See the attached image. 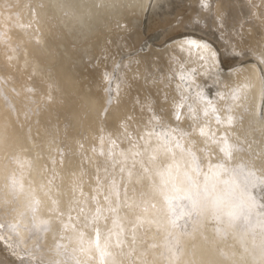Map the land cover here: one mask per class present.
<instances>
[{
	"label": "bare ground",
	"instance_id": "6f19581e",
	"mask_svg": "<svg viewBox=\"0 0 264 264\" xmlns=\"http://www.w3.org/2000/svg\"><path fill=\"white\" fill-rule=\"evenodd\" d=\"M149 1L150 0H0V22L3 25L1 26L0 24L1 26L0 28L3 29L4 32L3 34L5 35L3 38L0 39V62L4 64V67L2 66L3 68L0 67V73L5 78L4 79L2 77L3 82L7 83V85H5L6 87L4 85L3 86L5 87L6 90L5 93H8L11 99H13V103H14V97L12 92L15 93V91L17 92V90H14L12 83L16 84L22 89L21 90L22 93L19 94L20 100L18 99L19 102L21 103L19 110L14 109L13 105L11 104L12 101L7 96L8 94L5 95L3 91L0 89V203H3V207H0V224L5 225L4 228L0 229V264H15L11 256L7 255V253L11 252L12 250L5 249L2 247V245L4 244L2 242L6 240L5 234H9L8 237L11 235L10 236L11 244H13L14 242H19V244H21V246L24 248L26 252L24 256L30 255L31 257H33L32 259L35 261L33 262V264L35 263L53 264V262L54 264H65V263L67 264L68 262H66L64 258L69 257L70 255H68L67 252L66 253L64 252V254L65 255L67 254V256L61 258L59 257V255H55L56 248L54 249L55 253L52 252L53 251L52 247L54 246L57 247V249H59L58 248L59 245H64L68 240L72 241V238H70L71 237L70 234L76 237L77 233L81 231L83 232L84 229H88V228H84L81 224L78 223L77 226L72 227L67 231L65 230L66 235L64 237L67 238L70 236L69 237L70 239L69 238L68 240L66 239L64 240L62 238H61L62 240L58 239L60 242L58 245H55L54 243L56 237L55 235L60 229L59 225L63 223L65 220L63 221V219H61L56 222L54 220V217H57V215L53 216L54 212L58 214V212L60 211L58 207L60 205H64L65 209H67L68 207H70V209L71 208L79 209L81 206L85 204L86 199L89 200V203L92 199L94 200L93 197L94 192L99 195L97 196L100 199V201L104 202L99 205L102 209H105L107 205L110 204V203L108 204V202H106L105 199L101 198L103 196L104 197L106 196L105 192H107V196L109 197V200L112 199L111 201H113L115 200V197L117 198V196L112 193L114 184L113 186L104 185L105 186L103 188L104 190L99 188L98 190H96L97 186L95 185L96 183L93 177L95 176L96 171L104 175L105 172H107L106 169L104 171H102V169L100 168L99 169L97 168L98 170H95L97 167V166L95 168L93 167L95 166V164L93 165L92 163L93 166L90 165L89 160L87 161L89 163H87L86 161H84L86 162L85 164L84 162L81 163L79 159L77 158L75 159L77 155L73 156L77 162L75 164L71 162L72 159L70 153L72 151V141H73L72 137L75 135L74 128L77 132H79L78 129H80V127L78 122L80 121L83 122V125H85L84 127L92 126L95 128L97 123L96 121L97 118L95 119V123L93 122V118L96 117L95 113L93 115V112H96V110L94 108H88L90 102L88 104L86 103L87 100H89L90 96H87V93L82 95L83 100H85L83 102L84 104H82L81 102L79 103L80 101V100L78 101L79 97L78 99H76L79 93H77L76 96L74 95L73 97L71 96V92L75 91L76 88L74 89V87L78 85L77 82L79 81L78 79L81 75L78 72V69L73 68L74 66H72L71 64L74 63L75 61L77 63H81L82 56L84 54L88 56L89 55L88 52L92 48L97 50V52L94 54L96 56V54L99 53L101 50L100 47L103 48L101 45V43L104 42L103 32L111 28L113 30V26L116 27V25L118 26L120 25L119 27H122L123 23L124 24L126 23L123 26V29L129 28L128 22L134 18L138 19V17L142 16L143 12L149 6L148 5ZM166 1L168 0H156L155 7L157 6L156 9L158 11V14L161 15L160 6L164 4V2ZM196 1L199 2V0ZM196 4L199 5L198 3ZM190 5L193 6L192 3H190ZM192 6H190V8H192ZM192 9L193 12H196L194 11L195 10L194 8ZM222 9H223V4H220L218 8L216 6V9H212V11L206 13L205 15L210 16L212 21L214 19V18L212 19V17L215 16L220 17L222 14H224ZM193 12L191 13L192 16L196 17L194 14H198V13L196 12L193 14ZM43 22L48 24V30H51V35L54 37L55 40L58 39L56 40L58 42H51L49 36L48 38L46 37V32L44 30ZM251 29L254 32L255 29L253 26H251ZM139 31L138 33H140ZM246 32L247 35H249L248 33H250L251 31L250 32L246 31ZM84 34H87L86 42H89L88 45H92L93 47H89L86 45L87 47L85 46L86 48H84V52L80 54L79 52H77L78 50L76 48L75 49L77 51L73 48L74 45L71 46L74 49L73 50L70 47V44L76 43L77 46L75 45V47H78L79 46L78 42H83L80 36L81 35L84 36ZM135 35H136L135 37L138 36L136 33ZM187 35H190V33H188ZM201 36L197 38L191 35V38L198 42L209 45L211 51H213V49H215L213 44H211L208 41H205L206 39L202 40ZM184 38L185 39L173 43L175 44L174 46L176 47V49H178V51L184 49L188 51L187 59L188 61L192 62L190 67L193 68L192 66L195 65L196 70L202 73L206 72V67L207 68L209 67L208 69L211 70L212 67H210V64L209 63L206 64L204 62L205 59H207L206 53L197 47H188L187 45H185L184 41L187 39L185 35ZM243 38L246 37H242L241 40ZM6 39L9 40L10 42L4 43V40ZM114 39H115L114 41L116 42V38ZM133 39L135 40L136 38ZM241 40L239 41L240 43ZM135 41H137V39ZM56 46H58L60 50ZM164 52L165 50H163V53ZM202 57H204V59H202ZM114 62L117 63L116 60H114ZM115 63L113 65H115ZM128 66L131 71L127 72L128 70L127 71H125V69L122 70L124 71L122 78L126 77L130 79L129 82L130 81L133 82L134 80V85L137 86V88L139 89L141 82L140 81L137 82L138 80L137 74L139 73L138 69H140L141 67L140 63L138 61H133L132 63H128ZM182 67H184V65ZM181 69L183 70V68ZM143 70L145 71L146 69ZM210 70H208V72ZM183 71L189 72L190 70L189 71L183 70ZM107 75L108 73L105 76L107 77ZM105 76H103L102 78H104ZM110 76L111 74H109V78L111 79ZM235 78L236 81L233 86L231 84H226L227 87L229 86L231 94L233 92L231 88L233 87L235 89L238 87L241 88L239 99L236 101H233V99H231L230 102L231 104H229V107L231 105V115L234 117L235 122L231 126L228 125L222 126L218 124L216 120L215 123H213L214 122L213 119L214 117H213L212 118L213 122L211 121L213 125L215 124L214 127L211 128L213 131L212 130L210 131L209 129L212 126L211 124L207 130L209 131V133H215V135H217L216 137H222L224 135H227L229 137L230 143H235L236 140H239L241 142L244 148V152L242 153V156L246 161L247 166L239 174L241 189L238 190L237 194L239 193V191L242 190L245 196L251 197V204H252L251 211L246 212L244 215L240 216L239 219L231 220V221L227 217H221L220 219L209 218V216L207 215L201 216L198 213H194L190 211L187 200L182 197L173 200L172 208L170 209L168 204L163 200V198L159 194H156L152 191V186L154 184H160L161 182L160 177L157 176L155 173L157 170H163V168H166L171 165L172 173H173L172 177L175 176L176 178V176L178 175L177 180H179L182 178V173L192 168V165L190 163V159L186 156V153H182L179 148H176L175 143H173L174 147L172 146L174 150H172L171 152L163 151V149L159 147L160 145L159 146L157 145L155 136L165 140H167L165 138L167 136L164 135L165 136L164 137L163 134L159 132L154 136V138L153 136L147 138L148 142L146 143V147L140 149L141 156L139 159L134 152L135 150H132V153H134L133 155L128 153V157L131 155L133 160L135 161L134 163L136 164L135 166L133 167L130 166L131 165L130 163L133 161L132 158H130L131 161L130 160L126 161L123 158L122 160L126 161V162L123 161L124 163L121 161V164H124V169H123L124 174L122 173L123 175L126 174L127 172L126 170H131L133 168L131 173L132 177H130L128 174V178L130 179L132 178V179L131 181H129L130 183H127L128 185H126L125 190L123 189L126 192V197H124L123 199H125L126 201L129 200V202L132 203L131 204L126 203V211L128 212L127 221L118 223L116 226H114L113 220H110L109 221L110 224L108 222L107 226H104L103 224V221L105 219L102 221V223H100L101 226L99 225V227L101 228V232H103V230L106 229L107 231L108 229L110 231V233L106 231L109 234L106 235V232H104V234L102 235L101 245L102 246L105 244L107 245V251L111 253V258H105V260L101 262L99 259V253L95 249H93L90 251L89 254H93L94 258H97V264H264V188H263L264 187V166H263L264 121H260L257 118L258 117L257 114L261 113L262 111H263L262 114H264V104L261 107L258 106L260 102L264 103L263 102L264 65L261 66L258 62H254V63L252 62V64L250 65L248 64V66H245L243 68L238 67L235 69ZM166 79H168V77ZM2 80L0 81L1 83ZM144 80L147 81V79ZM120 82L118 81L117 85ZM184 82L187 87V85L189 84L188 81H184ZM1 83L0 86L2 85ZM120 88L114 91V99H113L114 104L111 107L114 113L111 111L107 116V117L111 116L114 119L116 118L115 123L117 124L119 123L120 120L121 121L127 120L125 119L127 117L126 116L127 111L128 113H130L129 115L133 114L134 112L132 110L134 108L131 106V104H129L128 100L122 99L125 95L122 92H120ZM209 88H212V86L209 85ZM35 90L39 93V98L32 99L34 100V103L32 105L33 111L30 109V104H28L27 108H29V111L25 113L23 107L26 106V101H31L30 99L32 96L30 94L31 93L33 94ZM209 91L210 90L208 89V92ZM225 95H227V93H225ZM45 98H49L48 100L50 102L47 103V100H45ZM215 99L217 100V98ZM92 101L95 102V100ZM97 102L98 101H96V103ZM93 103L91 104L93 105ZM96 103L94 105H96ZM104 104H105L104 102H98L99 105L98 107H102ZM38 107H40V111L43 113V119H41V124H40V126H43V129L36 131L34 129V125L36 123L37 118L41 116L38 112H34V110ZM220 107L221 106L218 107L217 111H219ZM225 110L226 111L228 110L227 107H225ZM57 111H59L58 114ZM83 113H87L85 117L83 116L85 115ZM226 113H228V111ZM114 114L115 116L117 114L118 117L117 116L114 117L113 116ZM62 115H65V118ZM225 116L226 115L222 117L225 118ZM62 118L65 119V122H63L64 126H66L65 129L63 125L55 123L57 121L60 122V119ZM141 119L140 121L142 122ZM184 121H185V125L183 126V129L175 128L172 130L173 131L175 130L176 133L181 132V129L190 130L191 126L186 124L187 120ZM151 122H155V121H151ZM161 122L163 121L161 120ZM165 122L163 123L165 124ZM72 123L73 125H71ZM124 123L126 122L124 121ZM196 123L197 122H195V124ZM192 125L194 126V124ZM121 127L123 126L122 125L119 126V128ZM131 127L132 126L128 128V131H131L130 130ZM188 127H190V129H188ZM203 127L207 128L205 126ZM197 128L198 127L196 128L194 127L195 130H197ZM59 129L61 134L66 129H68L69 137L66 138V140H64L63 137L61 136V140L63 142H61L60 140L53 141L52 142L54 144L53 147L46 146L45 141L54 140L55 137H57L56 133L58 135L60 134L58 133ZM108 131H110V129ZM70 132L72 133L71 135ZM98 132L101 133V131ZM134 132L135 134L133 135H136V131ZM102 134H104L103 131ZM172 134L171 137H176V135H172ZM188 134L190 135V133ZM33 136L37 139V141H35ZM188 137L186 140L185 138L183 139L184 145L183 144L182 145L184 146L185 149H188L190 147L193 152L198 154L196 148L192 144L193 141L192 140L190 141V139L191 138L193 139L194 136L193 137L190 136V138ZM116 138H118V136ZM151 139H154L155 141ZM194 139H196V136ZM199 139L201 141L203 140L202 143L206 141L207 144V140L211 142L208 137L200 136ZM103 140L104 139L98 142L100 147H104ZM175 140L178 141L177 138ZM62 143L66 144L67 151L68 148L70 150L68 154L67 152L65 153L64 151V153L67 154L68 156L67 158L65 157L63 159L64 162L58 163V161L61 160L60 157L61 155L57 151L61 148ZM105 145L107 146V144ZM194 145H198V144L194 143ZM210 145L211 146L209 150L212 153L209 154L207 152L203 155H201L200 153L201 157L204 158L202 159V161L206 162L205 164H203V166H201V163L199 162V167H200L199 180L201 183L203 182V178L205 175H208L209 179L211 180L212 172L215 171L216 166L220 162L217 157L223 156V153L219 152V148L215 144L211 143ZM33 146L35 148H33ZM199 146L201 148V145ZM205 148L208 150L207 147ZM123 149L125 150V147ZM61 151L63 150H60V153ZM213 151L215 152L213 153ZM88 152L91 154L92 150L88 149ZM79 154L81 157L82 153ZM124 154L123 157H125ZM144 154L147 157L142 159V157H144L143 156ZM58 155H60L59 160H58L59 158ZM83 155L85 154L83 153ZM181 155H184L186 157V160L188 161L187 163L180 159ZM153 156H159L158 157L159 161H157L158 159H156L157 158L156 157L155 158L156 162L152 164L151 157ZM52 157L55 158V161L57 162L56 166L55 164L53 165L52 163V159H53ZM119 157H121V155H119ZM128 157L127 159H129ZM100 159L102 158L99 157V160ZM112 161L115 162L116 159ZM79 162L81 163L80 165H84V166L83 167L81 166L79 168L78 167ZM34 164L36 165L35 166L36 168H33ZM145 164L151 165V166L147 165L151 168L149 170L151 172V175H147L145 173L144 170L146 167L145 168L143 167ZM177 165L179 166V170H177ZM53 168L54 169L56 168V170L61 173L60 177H62L60 178L59 182L55 178L56 181L55 183H58L57 185H59L60 187L58 188V190H56L57 193H54L55 188L53 189L50 186L51 184L54 183V179L53 181L51 180L52 182H49L50 179H48L47 184L50 185L48 186L44 184L46 185L45 187H43L44 190L41 191L39 195L38 194L36 195L34 190V185L36 183L42 184L44 181L41 182L40 180L42 179L45 180L46 176L49 175L50 170H52ZM57 171L55 174H57L58 176L59 173H57ZM114 171L116 172V170ZM77 174H81L82 177V180L81 182L78 183V185L81 183L82 186L90 193L89 194L90 196L86 194L87 196L83 197V199L81 200L80 197L76 196L77 191L80 190L75 191L76 190L75 189L74 191L76 192V194H74V196H76V199L70 198L71 200L68 203L69 201L68 197L71 195L70 186L73 183L74 177ZM122 174L119 175L121 176ZM55 176L56 175H54V177ZM123 177L124 176H122V178ZM126 177L125 179L128 180ZM122 178L120 179V181L122 180ZM172 179H174V177ZM13 181L17 182V187L15 189L13 188L12 185ZM113 182L115 181L113 180ZM113 182H110V184ZM117 182L118 180L116 181V185L119 184V182L118 184ZM125 182L126 181L120 182V184H122L121 185L122 187L125 186ZM178 186L182 189L181 185ZM74 187L77 188L76 185H74ZM117 187L120 188V185ZM50 189H52V191ZM218 191H219V186H218ZM123 194L121 195V197H123ZM219 194L227 198L229 192L225 189L223 191H220ZM78 196H79V192H78ZM33 197L34 199H36V197H40L41 199L44 200L39 210L36 211V213L33 212V215L30 216L29 211L33 208L32 205ZM139 200H141L142 205L147 204V206H143L146 208L143 209L141 208L142 205L141 206L139 205L140 203ZM53 201H55L56 203L53 204ZM87 202L88 201H86V203ZM79 203L80 206H78ZM58 215H60V213ZM67 217L68 216H66L65 218ZM108 219H112V218H108ZM20 220H22V222H20L21 225L18 228L17 224H20L18 222ZM173 220H175V225L172 224ZM8 221H10V225H16L15 231H13L11 228L8 227L7 224ZM42 221L48 222L50 226L49 231L40 233L39 229H34L33 224L35 223L39 225ZM157 231H161V232L157 233ZM17 232L20 234V237L15 238V233ZM85 235H88L87 237L91 238L93 236L92 230L89 229L87 234ZM117 241H119V243H117ZM64 246H63V251H64ZM70 246L74 247L75 249H78L77 247H79V244L77 242V239L74 238V242L72 243L70 242ZM71 247L69 248L73 249ZM17 248H19V246ZM42 249L46 250V254L41 255ZM14 250L15 249H13V251ZM63 251L61 249L60 251L62 252L61 254H63ZM79 251L75 250L74 252H76V254L80 257L81 255H79ZM18 254L19 253H17V255ZM58 258L62 259L65 262L62 261L63 263H57L55 260ZM80 260H81L80 261L81 264H93L90 261L91 259L89 260L90 261L89 262L88 260H86L85 257ZM85 261L86 262L88 261V263H83ZM16 262L17 264H24L23 262L25 261H23L22 263L20 262L18 263V261L16 260Z\"/></svg>",
	"mask_w": 264,
	"mask_h": 264
},
{
	"label": "rangeland",
	"instance_id": "374dc122",
	"mask_svg": "<svg viewBox=\"0 0 264 264\" xmlns=\"http://www.w3.org/2000/svg\"><path fill=\"white\" fill-rule=\"evenodd\" d=\"M188 1H190V2H188ZM192 1H194V2H192ZM192 1L191 0H180V1H178V0L177 1L176 0H168V1L164 2V4H162L160 6V11H161V15H163L166 18V20L162 22L160 20L161 15L160 14H156L155 15V13H154V7H155L156 0H150L149 3H148L149 6L143 12L142 16L138 17V19L130 20L131 22H128L130 24V25L128 24L129 28L123 29V26L126 24V23L125 24L123 23L122 27H119L120 25L119 26L116 25V27L113 26V30L111 28V29L105 30V32H103L104 36H103V34H102V36H103L104 42L101 43L103 48L100 47L101 50H100L99 53L96 54V56L93 55L91 57V56H89V55L87 56L85 54L82 56V62L84 63V68H82V73H80V71L78 70V72L81 74L79 79H78L79 81L77 82L78 85H76L78 87H76V86L74 87V89L75 88L76 89H75V91L71 92V96L72 97H73V95L76 96L77 93H79L77 95V98L76 97L75 98L78 99V97H79L78 101L80 100L79 103L81 102L82 104H84L83 102L85 101V100H83V98H82L83 96L82 95L87 93V96H90L89 100H87L86 103L88 104L90 102L89 103L90 105H88V108H94L96 110V112H93V115L95 113V116H96V117L93 116L94 117L93 118V122L95 123V119L97 118L96 119L97 123H96V127L94 128L92 126L91 127H87V126L84 127L85 125H83L82 121L78 122L80 129H78L79 132H77L75 130V128H74L75 135L72 137V140H73L72 141V151H71L70 155H71V159H72L71 162L74 163V164L77 162L75 160L76 158L79 159L81 163H83L84 161L87 162L89 160L90 165H92V163H93V165L95 164V166L92 165L94 168L97 166L95 170H98L100 168V169H102V171H104L105 169H106L107 172L109 171L108 173L105 172L104 175L101 174V173H98L96 171V174L94 176L95 178L93 177V179H95V183H96L95 185L97 186L96 190H98V188L104 190L103 188L105 186H107V185L108 186L109 185L113 186V184H114V186L116 187V190L119 192V195L118 196L116 195L117 198L115 197V200L111 201L112 200L111 199V200L107 201L108 204L109 203L110 204L107 205V207L104 209V211H105L104 212V219L106 220V221L104 219H103L104 221L102 220L104 226H107L108 222L110 220L116 219L117 217H118V223L127 221L128 212L126 211V203L131 204L132 202H129V200L126 201L123 198L126 197V192L124 191L125 188H126V185H128L127 183H130L129 181H131V179H132V178L131 179L128 178V174H129V172L132 173V169H133L132 167L136 165V164H134L135 161L133 160V158L131 156V155L134 154V153H132V150H135L134 152H135V154L137 155V157L139 159L140 156H141V154H140L141 150L140 149L143 148V147H146V143L148 142V139H147L148 137H152L153 136V138H154V136L160 132L161 134H163V136L166 135L167 137H165V136L164 137L168 140L169 139V135L168 134L169 133L172 134L175 131V130L173 131L172 129H175V128H182L183 129V126L185 125V121L184 120H187L186 124L190 125L191 129H190V127H188V129H190V130H182L181 129L182 133L181 132L176 133V131H175L174 133H176V134L173 133L172 135H176V137H174V138L175 139L177 138L178 141H180L182 144H183V139L184 138H185V140L187 139V137L189 135L188 133H190L188 138H190V136L191 137L194 136V138H195V136H196V139L193 138L196 141H194L192 138L190 139V141L191 140L193 141L192 144L196 148L197 153H198L196 155L199 156V157L198 156L197 157L199 158V162L201 163V166H203V164H205L206 162L202 161V159H204V158L201 157V155H203V154H205L207 152L209 154L212 153L209 150V148L211 146L210 145L211 142H209V140H207V144H206V141L204 143H202L203 140L201 141L199 139L200 135L198 136V133H199L198 129H200V125H201V127H203V126L207 127L206 128V130H207L208 127H210V124H211L212 126L209 128L210 131H211L212 130L211 128L214 127V125H215V124L213 125V123H215L216 119L213 118V115L211 113H209V115L210 114L211 115L210 116L208 115L207 117H205L203 115V113H202L203 105H201L197 101V97H196L195 94L197 92H202V91L205 94H209L210 96L208 95V97H209V99L211 97L213 98V99L211 98V100L213 101L214 105L215 106L216 105L217 106L218 105L221 106L219 108V111L220 110L221 111L220 112L217 111V112H218L219 115L223 114V115H220V117L222 119V118H224L222 116L229 114V112L226 113L228 110L226 111L225 107H227V109L231 108V105L229 107V104H231L230 102H231V99H232L231 98L232 94H231V91L229 89V86L227 87L226 84H231L232 86L235 84V81H236L235 69L238 68V67H242L243 68L245 66H248V64L250 65V64H252V62L253 63L254 62H258L261 66L264 65V25H263L264 24L263 23L264 22V6H263L264 5L263 4L264 1H262V0H258V1H256V0H246V1L242 0L243 1L242 2V1L238 0V2H237V0H236V2H235V0H227L228 1L227 7H226V5L223 4V9L224 10L222 9V11L224 12V14H222L220 17H218V16L212 17V19L214 18L212 20V23H213L212 26H208V24L205 23V21H206L205 20V18H206L205 14L209 13L210 11H212V9H216V6L218 8L220 6V4H218L216 2V0H208V8L205 10V9L201 8L200 0H199V2L196 1V0H192ZM241 2H242V4H241ZM190 3H192L193 6L190 5ZM194 3L195 4L198 3L199 5H197V4L195 5ZM261 4H263V5H261ZM255 5H256L257 9H256ZM190 6H192V8L195 9L194 11H196L198 14H194L196 12H193V9L190 8ZM196 6H198V7H196ZM226 8H227L228 12H227ZM191 11L196 16V19L201 22V26L200 27H196L194 24H192L190 22V19L192 17H194V16H192V14H191L192 12ZM234 12L237 13L239 18H237L235 21H233L227 27V23H226V19L228 18L227 14L234 13ZM134 21H135L136 24L134 23ZM43 23H44V30L46 32V37L48 38V36H49L51 42H58V41H56L58 39L55 40L54 37L51 35V30H48V24L45 23V22H43ZM255 23H256V25H255ZM0 24H1V26H3L1 22H0ZM252 24L255 25L254 29L257 28V31L254 30V32H253V30L251 29ZM260 24H261V26H260ZM138 26H140V27H138ZM247 28H248V30H247ZM121 31H123V32H121ZM138 31L140 33H138ZM246 31H248V32L251 31V32L248 33L249 35H247ZM3 33H4L3 29L0 28V39L5 36ZM135 33L139 36V37L137 36L138 38L135 37L136 36ZM188 33H190V35H187ZM240 34H241V37H240ZM251 34H252V36H251ZM184 35L186 36V38L191 37V35L194 36V37L199 38L202 35L201 36L202 40L206 39L205 41H208L211 44H213V46L215 48V49H213V51L217 52L216 54H218V56H216L217 57L216 66L214 67V66H212L211 63H209L210 67H212V68L210 70V69H208L209 67L208 68L206 67V72L205 73H202V72L196 70V66L195 65H193L192 66L193 68H191L190 66H191L192 62L188 61V59H187V52L188 51H186L185 49L178 51V49H176V47L174 46L175 42L185 39ZM248 36H249V38H248ZM255 36H257V37H255ZM134 37L137 39L138 42L135 41L136 39L135 40L133 39ZM242 37H246V38H243L244 40L243 39L241 40ZM114 38H116V45H113V43H115V41H114L115 39ZM239 39L241 40V43L239 42L240 41ZM261 39H263V40H261ZM1 42H3V41H1ZM8 42H10V41L7 40V39L4 40V43H8ZM237 42H239V43H237ZM75 45L77 46L76 43L75 44L72 43V44H70V47L73 46L74 49L76 48L77 50H79L80 46H81L80 43H78V45H79L78 47H75ZM147 45H148V47H147ZM56 47L60 50V48L58 46H56ZM146 47H147V49H146ZM163 50H165L164 53H163ZM176 51H178V52H176ZM77 52H79V51H77ZM149 52H150V55L148 57L149 59L147 61H145V60L142 61V56L146 55ZM85 56H87V57H85ZM114 60H116L117 63H115ZM127 60H129V61H127ZM133 61H138L140 63V66L143 69L147 70V71L146 70L144 71L141 67H140V69H138L139 73L137 74V79H138L137 82H139V81L141 82V84L139 86V89L137 88V86L134 85V80H133V82H131V81L129 82L130 79H128L126 77H125L126 79L122 78L123 72H124L122 70L125 69V71L128 70L127 72H130L131 70H130V68L128 66V63H132ZM143 62H145V63H143ZM147 62H148V64H147ZM189 62H190V64H189ZM114 63H115V65L116 64L117 65L116 66L113 65ZM75 64H77V63L74 62L71 65L75 66ZM144 64H145V66H144ZM182 64L184 65V67H182L183 66ZM0 65H1L0 66L1 68L4 67V64L1 63ZM165 65H167V66H165ZM180 67L183 68V70H188V71L189 70L190 71L196 70L193 73V77H194L193 80L188 81L189 84L187 85V87L185 85V82L180 79V73H182V71H183ZM208 70H210V71L208 72ZM93 71L94 72L96 71L97 73L94 76H91L90 74ZM106 72L108 73L107 77L105 76L107 74ZM183 72H185V71H183ZM109 74H111V76H110L111 79L109 78ZM99 76H100V78H99ZM103 76H105V77L102 78ZM2 77L4 78V76L0 73V78H1L0 81L2 80ZM165 77L166 78L168 77V79H166ZM115 78H117V79H115ZM144 79H147V81L144 80ZM118 81L119 82L121 81V82L118 83V85H117ZM96 82H97V85H98L97 90L100 91L99 94L96 93L94 90H92L90 88L91 86L95 85ZM168 82H170V83H168ZM3 83H5V82H3V80H2V83H1L2 85L0 86V89L3 91V93L5 95H7L8 93H5V91H6L5 90V87H6L5 85H7V83H5V84H3ZM151 83H153V84H151ZM12 85L14 87V90H17V92L15 91V93L12 92L13 97H14V103H13V99H11L9 94L7 96L12 101L11 104L13 105L14 109L19 110V108L21 106V103L19 102V100H20V95L19 94L22 93V91H21L22 89L19 86H17L16 84H14V83H12ZM209 85L212 86L213 90H212V88H209ZM80 86H81V88H80ZM190 86H191V88H190ZM120 87H122V88H120ZM205 87L208 88L210 91L208 92V89H206ZM119 88H120V92H122L125 95V96L123 95L124 97L122 99L128 100L129 104H131V106L134 108V109H132L134 112L132 111L133 114L129 115L130 113H128V111H127V113H126L127 117L125 118L127 120H123V121L120 120L119 123L117 124V123H115L116 122L115 121L116 118L114 119L111 116H109V117H107V116L109 115V113L111 111L113 112L111 107L114 104V101H113V99H114V91L116 89H119ZM85 89L86 90L88 89V90L86 91ZM195 89L197 90V92H196ZM234 89H235L234 87L231 88V90H234ZM84 91H86V92H84ZM228 91H230V92H228ZM26 92H27V90H26ZM210 92H212V93H210ZM224 92L227 93V95H225ZM29 93H31V92H29ZM107 94H108V96H107ZM111 94H112L113 97L111 96ZM30 95L32 96L31 99H30L31 101H26V106L23 107V110H24L25 113L27 111H29V108H27L28 104H30V109L33 111L32 105L34 103V100H32V99H38L39 98V93L36 90H35V92H33V94L31 93ZM36 96H37V98H36ZM229 97H230V99H229ZM215 98H217V100ZM48 99L49 98H45V100H47V103L50 102ZM105 99H107L108 101L105 100ZM92 100H95V102L92 101ZM96 101L104 102L105 104L102 107H98L99 105H98V102L96 103ZM215 102H216V104H215ZM263 102H264V99H263ZM91 103H93V105ZM95 103H96V105H94ZM179 104H183L184 105L180 109V113H181V117L182 118L180 120H176L175 119V115H174L175 106L179 105ZM263 104L264 103L260 102L258 104V106L261 107ZM91 105L94 106V107H92ZM189 105L192 106L195 116L192 113H189V111H188V106ZM82 106H84V105H82ZM217 106H216V109H218V107H219V106L218 107ZM223 110H224V112H223ZM34 112H38L41 115L40 117L37 118L36 123L34 125V129L36 131H38V130L43 129V126H40L41 119H43V113L40 111V107L36 108L34 110ZM262 112L257 114V116H258L257 118L258 119H259V116L262 114ZM58 113H59V111H57V114ZM83 114H85V115H83L85 117L87 113H83ZM153 114L156 117L159 118L160 121H159L158 124H156V122H151V121H153L152 120L153 119ZM138 115L140 117L142 116L141 117L142 119ZM62 116L65 118V115H62ZM113 116L116 117L117 114H116V116H115V114ZM64 118L60 119V122L57 121L55 123L64 126V124H63V122H65ZM136 118H138V119H136ZM212 118L214 119V122H213ZM140 119L142 120V122L140 121ZM143 120H145V121H143ZM161 120L163 122L166 121L165 124L163 122H161ZM193 120L195 122H197V123L195 124V122ZM205 120H207V121H205ZM124 121L126 123H124ZM260 121H262V120H260ZM120 124L123 127L119 128V126H121ZM162 124H164L166 127L164 125H162ZM192 124H194V126ZM71 125H73V123ZM80 125H82L83 127L80 126ZM130 126H132L131 129H130L131 131H128V128ZM65 127L66 126H64V129H65ZM194 127L195 128L198 127L197 130H195ZM133 128H134V131H136V135H133V134H135V132L133 131ZM109 129H110V131H108ZM97 130L101 131V133L98 132ZM139 130H141L142 132L139 131ZM192 130H195V131H192ZM102 131H103L104 134H102ZM196 132H197V134H196ZM58 133H60V129L58 130ZM143 133H145V134H143ZM183 133H185V134H183ZM71 134L72 133L70 132V135ZM126 134H128V135H126ZM179 134H181V135H179ZM125 135H126V137H125ZM56 136L57 137H55L54 140L45 141V145L48 146V147L49 146L53 147L54 146V144L52 143L53 141L60 140L61 142H63L61 140V136L63 137L64 140H66V138L69 137V130L66 129L62 134L60 133L59 135L56 133ZM117 136H118V138H116ZM155 137H156L155 140H156L157 145L161 146L162 143H164L165 139H161V138H159L157 136H155ZM34 139H35V141H37V139L35 137H34ZM102 139H104L103 140V143H104L103 146L104 147H100L99 144H98V142H100ZM151 140H154V139H151ZM123 141L125 142V144H124ZM175 141H177V140H175ZM175 141L173 143H175ZM173 143L170 145L172 150H174ZM194 143L195 144L197 143L198 145H194ZM105 144H107V146ZM199 145H201L202 149L200 148ZM208 145H209V147H208ZM34 146H33V148H35ZM124 147H125V150L123 149ZM205 147H207L208 150ZM88 149L92 150L91 154L88 152ZM60 150H63V151H61V153H60ZM69 150L70 149L68 148V151H67V146H66L65 143L61 144V148L57 151L61 155V156L58 155V157L59 156L61 157V160H59L60 157L58 158V160H59L58 163L64 162L63 159L65 157L67 158V156H68L67 154H68ZM64 151H65V153L67 152V154H65ZM118 151H120V152H118ZM116 152H117V154H116ZM214 152L215 151H213V153ZM79 153H82L81 157H80ZM83 153L85 155H83ZM122 153L123 154L125 153L124 154L125 157H123ZM128 153L131 154V155L129 154L130 155L129 157H128ZM137 153H139V154H137ZM200 153H201V155H200ZM118 154L121 155V157H119ZM74 155L75 156L77 155L75 157V159L73 157ZM82 156H84V157H82ZM96 156H97V159H96ZM143 156L144 157H142V159L147 157V156H145V154ZM99 157H101L102 159L99 160ZM127 157L129 159H127ZM158 157L159 156H155L156 159H158ZM123 158L126 161L127 160L131 161L130 158H132V160H133L130 163L131 164L130 166H132L131 167L132 169L131 170H126L128 173L126 172L125 175H123L124 174L123 173L124 164H121V161L122 162L125 161V160H122ZM115 159H116L115 162L112 161V160H115ZM156 159H152V164L154 162H156ZM153 160H155V161H153ZM54 161H55V158L52 159V163H53V165L55 164V166H56L57 162L55 161V163H54ZM157 161H159V159ZM80 162L78 163V167L79 168L81 166L82 167L84 166V165H80L81 164ZM86 162H84V164ZM89 162H87V163H89ZM147 165H149V164H145L143 167L144 168L146 167L145 169L148 168V170H150L151 168L149 166H151V165H149V166H147ZM35 166L36 165L34 164L33 168H36ZM108 166H109V168H108ZM263 166H264V163H263ZM53 169L50 170V173H49V175L46 176L45 180L44 179L40 180L41 182L44 181L45 183L44 182L42 184L41 183H36L34 185V190H35V194L36 195L37 194L39 195V193L44 190L43 187L48 185L47 184L48 183V179H50L49 182H52L53 179H54V183L51 184V185L49 184V185L53 189L55 188V192H54V190H53V192L57 193L56 190H58V188H60V187H59V185H57L58 183H55L56 182L55 178L59 182L60 178H62V177H60L61 173L59 171H57L56 168L54 170ZM114 170H116V172ZM53 171H54V174H53ZM56 171H57V173H59V175H58L59 177L57 176V174H55ZM110 171H111V173H110ZM119 171H121V172H119ZM118 173L119 174L123 173V174L120 176ZM81 174H77L75 176L76 178L74 177V181H73L72 184L76 185L77 188L74 187V185L71 184V186H70V194L72 196L70 195L68 197V200H69L68 203L71 200L70 198L76 199V196H77V197H80L81 200H82L83 197L87 196L86 194H88V195L90 194L82 186L81 183H80L81 185L80 184L78 185V183L81 182V180H82ZM106 174H107L108 177L106 176ZM54 175H56V176L54 177ZM38 176H39V174H38ZM78 176L81 177V178H79ZM118 176H119V178H118ZM122 176H124V177L122 178ZM125 177L128 180H126ZM130 177H132V176H130ZM173 177H174V179H172V181L176 184V182L178 181L177 180L178 175L176 176V178H175V176H173ZM121 178H122L121 181H123V182L126 181L124 187H122L121 186L122 184H120V182H121L120 179ZM40 179H41V177H40ZM113 180L115 182H113ZM117 180L119 182V184L117 182L118 185H116V181ZM110 182H113V183L110 184ZM39 184H40V186H39ZM44 184H46V185H44ZM119 185H120L121 189L117 187ZM73 187H74V189H73ZM79 187H81V188H79ZM82 188H83V191H82ZM50 190L52 191V189H50ZM74 190L75 191L80 190V191H77V194H76V192ZM78 192H79V196H78ZM103 192H105V191H103ZM105 193H106V196H107V192H105ZM74 194H76V196H74ZM122 194H123V197H121ZM97 195H98L97 193H95V192L93 193V197L95 199L94 200L92 199L93 201L92 200L90 201V203L93 202L92 203L93 205L90 204L89 200L86 199V201H88V202L86 203V201H85V204L83 206H81L79 209H77V208H75V209L71 208L70 209V207L65 209L64 205H60L58 207V209L60 210L58 212V214L60 213V215H58L56 212H54L53 216L57 215V217H54V220L56 222L61 220V219H63V221L65 220V221L59 225L60 229L58 230V232L55 235L56 236L55 237V241H54L55 245L59 244V242H60L59 240L61 238L64 239V240L65 239L68 240V238L70 236H71L70 238H72V241L71 240H68V241H70L71 243L74 242V238L76 239V237H74V235L72 236L70 234L69 237H67V238L64 237L66 235V231L69 230L70 228H72L73 225H74V227L77 226L78 223L83 226L84 225V217L94 213L96 208H97V206H99L100 204L104 203V202L100 201V199L98 198L99 195L98 196ZM34 197H33L32 203L35 200H39V202H40L39 205H38L39 207L37 206L38 208L36 207V210L34 212V213H36V211H38L40 206L42 205L44 199H41L40 197H36V199H34ZM96 198H97V201H96ZM101 198L104 199V196L101 197ZM40 199H41L42 202L40 201ZM94 201H95V203H94ZM139 201H140L139 205L141 206L142 205L141 200H139ZM86 204H88V205H86ZM85 205H86V207H85ZM78 206H80V203H79ZM143 206H147V204L146 205H142V207H141L142 209L146 208V207H143ZM0 207H3V203H0ZM109 207H113V208L117 209V213L115 214V216L113 215L112 212H110L108 210ZM61 212H64V213H61ZM29 214H30V216L33 215V208L29 211ZM66 216H68V217L65 218ZM108 216H110V217H108ZM108 218H112V219H108ZM107 219H108V221H107ZM102 221L100 223H102ZM18 222L20 223V222H22V220H20ZM7 224L10 225V221H8ZM16 224H17V222H16ZM64 224H68L70 226L68 228H64V227H62V225H64ZM109 224H110V222H109ZM17 225H18V228H19L21 223L17 224ZM99 225L101 226V224H99ZM88 230L89 229H84L83 232H85V234H87ZM106 231H107V229L103 230L102 234H104V232H106ZM107 232L110 233L109 229H108ZM107 232H106V235L109 234ZM159 232H161V231H157V233H159ZM8 235L9 234H5L6 240L4 242L1 241L2 243H4L2 245L3 248L12 250L11 252L7 253V255L11 256V258L14 261L15 264H17L16 260L18 261V263L19 262L22 263L23 261H25V262H23L24 264H33V262H35L32 259L33 257H31L30 255L29 256H24V254L26 252H25L24 248L21 246V244H19V242H14L13 244H11V241H10L11 240V237H10L11 235L9 237H8ZM86 236H88V235H86ZM18 237H20V234L17 232V233H15V238H18ZM15 240H17V239H15ZM68 241H66V243L64 244L65 246L64 245H59L58 246L59 249H57V247L53 246L52 247V249H53L52 252L53 253L56 252L55 255H59V257H61V258H63L64 256H67V254L66 255L64 254V252L65 253L67 252L68 255H70L69 257H66L67 259L64 258L65 261L68 262L67 264H71V263L72 264L73 263L74 264H81L80 263V261H81L80 259H83L84 257L86 258V260H88L90 258L91 260L90 259L89 260L91 261V263H93V264L96 263L97 264V258H94L93 254H89L91 256L88 255V257H86L85 255H83V253H81V251H79V247H77L78 249H75L74 247H71L70 246V242H68ZM18 246H19V248H17ZM63 246H64V251H63ZM68 246L73 248V249H70ZM55 248H56V250L54 252ZM13 249H15L14 250L15 252L13 251ZM49 249H51V248H49ZM61 249L63 251V254H61L62 252H60ZM75 250L79 251V255H81L80 257L76 254V252H74ZM16 251H19V252H16ZM68 251H70V252H68ZM17 253H19V254L17 255ZM42 254H46V250L45 249L41 250V255ZM55 261L57 263L65 262V261H63L60 258L56 259ZM69 261H70V263H69ZM88 261L87 262L85 261L83 263H88Z\"/></svg>",
	"mask_w": 264,
	"mask_h": 264
},
{
	"label": "snow or ice",
	"instance_id": "6c2138e0",
	"mask_svg": "<svg viewBox=\"0 0 264 264\" xmlns=\"http://www.w3.org/2000/svg\"><path fill=\"white\" fill-rule=\"evenodd\" d=\"M200 6L202 9H207L208 8V0H200ZM184 44L187 45L188 47H197L201 49L203 52L206 53L207 59H205V63H211L212 66H216V52L211 51L209 45L205 43L198 42L191 37L187 38L184 41ZM204 59V57H202ZM195 70L189 71V72H182L180 73V79L182 81H191L193 80V73ZM241 92V88H236L232 92V99L233 101H236L239 99V95ZM197 101L203 105L202 107V113L205 117L211 113L213 117L216 119L217 123L220 125H228L231 126L234 122L235 119L231 115V108L228 109L229 114L226 115L224 119H221L219 116L217 109L211 99H209L208 95L205 94L204 92H197L196 94ZM183 104H179L175 106V119L180 120L181 113L180 109L183 107ZM188 111L189 113L194 114V110L191 105L188 106ZM259 119L264 121V114H261L259 116ZM153 121H155L157 124L159 123V118L153 115ZM169 139L165 140L164 143L160 146L163 151L165 152H171L172 148L169 146L175 141L174 137H171V134L169 133ZM199 135L201 137H208L211 141V143L215 144L220 151H222L225 156H230L233 152L234 145L229 142L227 135L222 136V137H216L215 133H209L206 128L201 127L199 129ZM175 147L179 148L181 152L186 153V156L190 159V163L192 165V170L194 171H200L199 167V158L197 157L196 153L191 150L189 147L188 149H185L184 146L180 141H175ZM152 159H155V156L152 157ZM177 170H179V166L177 165ZM147 175H151V172L148 169L144 170ZM219 169H215V174H218ZM157 176L160 177L161 182L160 184H154L152 186V191L156 194H159L163 200L168 204L169 208H172V202L175 199H179L181 197L177 196L176 194L183 191L178 185H176L172 181V166H168L164 168L163 170H157L155 173ZM186 176L188 175V172L186 171L184 173ZM129 176H131V173H129ZM13 188L15 189L17 187V182L13 181L12 182ZM22 187V186H21ZM112 193L115 195H119V192L116 190L115 186H113ZM95 199V198H94ZM105 201H109V197L105 196L104 197ZM184 199L187 200L188 207L190 211L196 213L195 209L198 207V204L196 200H194L192 197H185ZM56 202L53 201V204ZM39 205V201H34L33 202V212H35L36 207ZM110 212L115 214L117 213V209L113 207H109L108 209ZM104 219V209L101 207L97 206L96 210L94 213L87 215L84 217V228H88L92 230L93 236L91 238L87 237L84 232H79L76 235L77 242L79 244V250L81 253H83L86 257L89 255L90 251L95 249L99 253V259L101 262L105 260V258H111V253L107 251V245H101V239H102V232L101 228L99 227L100 222ZM113 224L116 226L118 224V217L116 219H113ZM172 224L175 225V220L172 221ZM70 225L64 224L62 227L68 228ZM4 224H0V229L4 228ZM9 228H11L13 231L16 230V225H8ZM34 229H39L40 233L49 231V224L47 221H42L39 225L33 224ZM74 227V226H73ZM119 243V241H117ZM54 264V262H53Z\"/></svg>",
	"mask_w": 264,
	"mask_h": 264
},
{
	"label": "clouds",
	"instance_id": "9594fccd",
	"mask_svg": "<svg viewBox=\"0 0 264 264\" xmlns=\"http://www.w3.org/2000/svg\"><path fill=\"white\" fill-rule=\"evenodd\" d=\"M190 22L196 27L201 26V22L196 17H192ZM232 144L235 147L230 156H225L219 150L223 156L217 157L220 162L215 169H219L218 174L220 175L213 171L211 180L208 175H205L201 183L199 180L200 171H194L190 168L187 171L188 175L186 176L184 174L186 171H184L182 178L176 182V185H181L183 190L176 195L182 198L192 197L196 200L198 207L195 211L201 216L207 215L209 218L216 219L227 217L231 221L239 219L240 216L252 209L251 197L245 196L242 190L237 194L238 190L241 189L239 174L247 166L242 156L244 148L239 140ZM180 159L188 162L184 155H181ZM225 189L229 192L227 198L219 194Z\"/></svg>",
	"mask_w": 264,
	"mask_h": 264
},
{
	"label": "water",
	"instance_id": "95a60500",
	"mask_svg": "<svg viewBox=\"0 0 264 264\" xmlns=\"http://www.w3.org/2000/svg\"><path fill=\"white\" fill-rule=\"evenodd\" d=\"M178 1H180V0H178ZM216 2H217L218 4H224V5H226V7H227V4H228V1H227V0H216ZM226 10H227V8H226ZM227 12H228V10H227ZM154 13H155V14H158V11H157L156 7L154 8ZM227 15H228V18L226 19L227 27H228V25H230L233 21H235L237 18H239L238 15H237V13H235V12H234V13H229V14H227ZM134 19H137V18H134ZM134 19H132V20H134ZM160 20L163 22V21L166 20V18H165L163 15H161ZM205 20H206L205 23H207L208 26H212V25H213L210 16H206ZM129 22H130V21H129ZM252 26L255 27L253 24H252ZM101 30H102V29H101ZM255 31H257V28H255ZM101 32H103V31H101ZM80 37H81V39H82L83 42H78V43L81 44L80 49H79L78 51H79V53L81 54V53L84 52V48H86L87 46H89V47H93V46H92V45H88L89 42H86V40H87V39H86V38H87V34H84V36L81 35ZM134 38H135V37H134ZM84 40H85V41H84ZM86 45H87V46H86ZM113 45H116V42L113 43ZM85 46H86V47H85ZM93 49H94V48L90 49L91 51L89 50V52H88L89 56H93V55L97 52V50H95V49L93 50ZM149 55H150V52L147 53L146 55L142 56V61H143V60L147 61ZM75 62H76V61H75ZM76 63H77V62H76ZM73 68L78 69V70L80 71V73H82V68H84V63H83V62H81V63H77ZM96 73H97L96 71H95V72L93 71L90 75H91V76H94ZM97 87H98V85H97V82H96V84L93 85V86H91L90 88H91L92 90H94L96 93L99 94L100 91L97 90Z\"/></svg>",
	"mask_w": 264,
	"mask_h": 264
}]
</instances>
